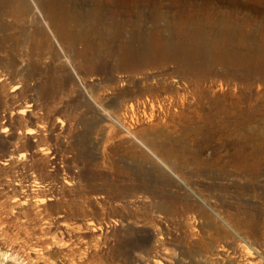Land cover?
I'll return each mask as SVG.
<instances>
[{"label": "rangeland", "instance_id": "rangeland-1", "mask_svg": "<svg viewBox=\"0 0 264 264\" xmlns=\"http://www.w3.org/2000/svg\"><path fill=\"white\" fill-rule=\"evenodd\" d=\"M58 5L0 0V264H264V168L192 158L264 133V0Z\"/></svg>", "mask_w": 264, "mask_h": 264}, {"label": "bare ground", "instance_id": "bare-ground-1", "mask_svg": "<svg viewBox=\"0 0 264 264\" xmlns=\"http://www.w3.org/2000/svg\"><path fill=\"white\" fill-rule=\"evenodd\" d=\"M38 1V0H37ZM42 5L45 8V3H49L51 7L60 12V6L58 3L61 0H40ZM110 1V0H109ZM103 0H99V3L101 4ZM20 4V3H19ZM106 4V3H105ZM107 5V4H106ZM96 6H98L96 4ZM43 8V9H44ZM97 9V8H96ZM99 9V8H98ZM102 9V7H101ZM48 10V9H47ZM50 10H52L50 8ZM45 11V10H43ZM101 11V10H100ZM122 11V10H121ZM49 14V12H48ZM57 14V13H56ZM27 15V14H26ZM41 15V14H40ZM25 16V15H24ZM63 16V15H62ZM49 21L45 19L44 25L46 24L47 26L51 27L54 25L56 27V23L52 15H49ZM60 20V19H58ZM62 21V20H61ZM60 21V22H61ZM65 28L69 30L68 32L72 34L71 32V26L68 24L67 20H63ZM55 23V24H54ZM62 23V22H61ZM59 24V23H58ZM45 25V27H47ZM52 25V26H51ZM60 25V24H59ZM58 25V26H59ZM57 26V27H58ZM56 27V28H57ZM61 27V26H60ZM59 27V28H60ZM58 28V29H59ZM48 30V28H47ZM55 30V28L53 29ZM57 30V29H56ZM63 30V29H62ZM64 31V30H63ZM47 32V31H46ZM51 32V31H49ZM48 32V33H49ZM61 32V31H60ZM66 34H69V33ZM47 33V34H48ZM52 33V32H51ZM56 33V32H55ZM63 33V32H61ZM60 34V33H58ZM69 34V35H71ZM46 35V34H45ZM61 35V34H60ZM64 35V34H63ZM76 35V34H75ZM48 36V35H47ZM72 36V35H71ZM62 37V36H61ZM67 36H65L66 38ZM73 37V36H72ZM81 37V36H80ZM69 38V37H67ZM76 38V37H75ZM83 38V37H82ZM72 40V39H68ZM78 38H76V41ZM83 40V39H82ZM82 40H80L82 42ZM74 41V40H73ZM79 41V40H78ZM72 42V41H70ZM69 42V43H70ZM68 43V42H67ZM79 43V42H77ZM73 44V43H72ZM74 45V44H73ZM76 45V43H75ZM127 49V48H126ZM208 51V50H207ZM255 54V53H254ZM136 56V55H135ZM222 56H226L223 55ZM263 56V55H262ZM222 58V57H221ZM259 58V57H258ZM135 59V58H134ZM225 59V58H224ZM223 59V60H224ZM226 60V59H225ZM137 61V60H136ZM224 62V61H223ZM264 77V76H263ZM216 108L220 110V106H218V101L213 102ZM235 109H238L236 106ZM239 110V109H238ZM211 111V110H210ZM242 114L237 113L233 110L229 109H224L223 110V126L220 129V135H221V140H222V145L223 148L227 151L226 154H221L218 156V159H204L202 156V150L201 148L197 149L195 152H193V160L196 161V166L197 168L201 169L202 171H206L211 168H214L213 170H217V172L227 174L229 173L230 168L236 167L238 170L243 172L244 174H256L259 175V168L261 166L264 168V133L263 130L260 133L259 130L257 131L255 128H251L248 126V128L243 127V125H246L248 122H255L257 120V112L255 110H242ZM236 113V115H234ZM259 114V113H258ZM261 118V117H260ZM259 118V119H260ZM212 121V120H211ZM208 117V127L210 128ZM213 123V122H212ZM249 124V123H248ZM254 124V123H253ZM214 125V124H213ZM217 127V126H216ZM250 127V128H249ZM214 128V127H213ZM210 130V129H209ZM213 130V129H212ZM211 131V130H210ZM216 131V129L214 130ZM208 133V132H207ZM210 133V132H209ZM208 133V134H209ZM214 133V132H211ZM217 133V132H216ZM207 134V135H208ZM212 136V135H211ZM212 138V137H211ZM210 138V139H211ZM209 141V140H208ZM211 141V140H210ZM209 143V142H208ZM223 161V162H221ZM237 170V171H238ZM212 171V170H211ZM236 171V172H237ZM261 171V170H260ZM264 171V169H263ZM213 172V171H212ZM215 173V172H213ZM262 173V172H261ZM260 173V174H261ZM214 175V174H213ZM249 175V176H250ZM28 177H26L27 179ZM29 179V178H28ZM30 180V179H29ZM31 182V181H30ZM30 184V183H29ZM31 185V184H30ZM29 187V186H27ZM36 203L41 207L42 209L47 205L48 199L46 198H37ZM7 218L9 219L10 216L7 215Z\"/></svg>", "mask_w": 264, "mask_h": 264}, {"label": "clouds", "instance_id": "clouds-1", "mask_svg": "<svg viewBox=\"0 0 264 264\" xmlns=\"http://www.w3.org/2000/svg\"><path fill=\"white\" fill-rule=\"evenodd\" d=\"M155 163L162 169L164 173H167L168 177L173 180H178V177L172 167H170L166 162H164L156 153H149Z\"/></svg>", "mask_w": 264, "mask_h": 264}]
</instances>
